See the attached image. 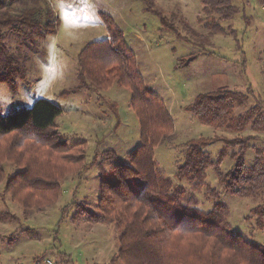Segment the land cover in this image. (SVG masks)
Listing matches in <instances>:
<instances>
[{
	"label": "rangeland",
	"instance_id": "1",
	"mask_svg": "<svg viewBox=\"0 0 264 264\" xmlns=\"http://www.w3.org/2000/svg\"><path fill=\"white\" fill-rule=\"evenodd\" d=\"M48 2L60 22L57 34L29 39L23 33L5 31L7 44L26 66V75L17 78L14 85L0 81V113L30 108L41 98L53 102L63 111L57 119L63 138L69 145L86 141L87 163L95 156L96 162L88 170L66 177L58 202L43 210H32L27 218L23 208L3 193L7 177L18 171L13 164H4L6 179L0 183V211L13 214L15 219L0 222V264H123L118 259L114 261L120 246L115 224L92 223L87 216L74 221L76 207L72 203L86 204L90 211L99 213L101 180L120 181L112 163L99 165L101 155L112 150L128 161L129 152L141 144L140 124L131 108V89L117 83L105 90L83 89L66 99L59 96L63 89L79 84L78 53L89 42L108 37L100 13L113 16L136 55L144 81L163 97L174 120L173 135L155 150L157 168L192 192V183L179 182L174 177L191 139L258 134L260 137L250 142L251 147L245 154L249 167L255 164L257 152L264 151V131L226 132L203 124L186 109L200 93L219 87L242 93H247L251 87L264 99V0H233L239 12L222 22L225 33L214 34L200 21L205 16L201 0ZM12 6L17 10L21 8L19 3ZM162 13L177 27L180 36L164 28ZM192 54L196 59L189 66H179L183 57ZM113 102L122 119L115 132H111L116 124ZM253 105L254 99L250 96L246 105L236 107L235 114L242 115ZM224 147V142L214 141L204 150L216 161ZM233 163L228 155L220 167L226 172ZM128 182L136 192L144 185L139 177H130ZM208 187L229 206L232 231L247 241L264 244V229L257 225L253 212L263 200L226 191L215 168L210 167L205 184L194 191L198 207L205 211L212 210L214 204ZM66 206L68 212L62 218Z\"/></svg>",
	"mask_w": 264,
	"mask_h": 264
},
{
	"label": "trees",
	"instance_id": "2",
	"mask_svg": "<svg viewBox=\"0 0 264 264\" xmlns=\"http://www.w3.org/2000/svg\"><path fill=\"white\" fill-rule=\"evenodd\" d=\"M15 3L21 8L15 9L12 6ZM201 3L205 16L200 21L211 34L225 33L222 22L232 19L240 10L233 0H201ZM100 16L108 37L89 42L78 53L79 84L63 89L59 96L66 99L83 89L105 90L114 83L130 88L131 108L141 129V144L129 152L128 161L112 150L102 153L99 165L112 163L120 181L101 180L99 213L74 201L76 210L72 219L87 216L92 223L115 224L120 246L114 261L118 259L123 264H264V244L247 241L232 231L230 208L220 201L219 194L207 188L214 199L210 211L198 207L194 194L205 184L208 169L214 167L226 191L263 200L253 212L257 225L264 229V151L257 152L253 166H247L245 161L250 142L260 135L191 139L174 177L179 182L188 180L193 191L176 184L155 162L156 148L175 131L172 115L163 98L144 81L124 30L113 16L104 12ZM161 21L164 28L180 36L177 27L163 13ZM59 24L48 0H0V81L14 85L17 78L26 75V66L7 44L5 31L23 33L29 39L44 38L57 34ZM195 59L194 54L183 57L179 66H189ZM250 96L254 105L237 116L236 107L246 105ZM112 105L116 124L111 132H115L122 119L116 102ZM186 109L203 124L226 132L264 131V99L251 87L247 93L224 87L200 93ZM62 113L58 105L42 98L30 108L0 113V183L6 179L5 163L17 167L18 171L7 177L3 193L23 208L26 218L34 209L43 210L57 203L66 177L80 174L96 162L95 156L87 163L86 141L69 145L63 138L57 125ZM214 141L225 144L216 161L204 150ZM228 155L234 163L224 172L220 166ZM130 177L143 180L139 192L130 187ZM67 212L66 206L62 218ZM14 219L13 214L0 211V222Z\"/></svg>",
	"mask_w": 264,
	"mask_h": 264
},
{
	"label": "crops",
	"instance_id": "3",
	"mask_svg": "<svg viewBox=\"0 0 264 264\" xmlns=\"http://www.w3.org/2000/svg\"><path fill=\"white\" fill-rule=\"evenodd\" d=\"M161 98H163V97H161ZM170 110V109H169ZM170 114H171V111H170Z\"/></svg>",
	"mask_w": 264,
	"mask_h": 264
}]
</instances>
